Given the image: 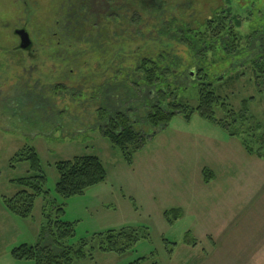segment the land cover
Here are the masks:
<instances>
[{"label": "rangeland", "instance_id": "rangeland-1", "mask_svg": "<svg viewBox=\"0 0 264 264\" xmlns=\"http://www.w3.org/2000/svg\"><path fill=\"white\" fill-rule=\"evenodd\" d=\"M68 2L0 0V264H33L13 259L11 250L38 243L47 200L66 204L62 219L74 224L66 246L78 248L84 241L88 248L98 246L100 235L124 227L149 234L122 254L95 248L93 259L73 264H264V77L256 79L260 74H254L250 62L233 65L223 46L216 45L200 63L221 97L214 105L216 118L225 119L237 135L198 112L190 121L177 114L167 126L155 127L142 111L150 106H137L134 126L152 136L132 166L100 126H90L99 122L98 100L84 103L92 89L121 68L134 67L144 56L157 59L162 48L169 53L164 64L176 74L184 77L192 66L198 68L196 52L172 36L165 35L158 45L162 23L197 29L225 7L244 19L235 24L243 46L255 32L264 36V0H154L166 13L160 22L145 13L152 3L141 8L140 24H122L128 13L120 11V21L116 13L102 15V28H84L76 35L63 27ZM21 28L33 41L29 51L19 48L16 30ZM258 42L264 45V39ZM108 59H115L110 66ZM119 76L131 78L132 73L123 70ZM57 82L67 84L65 94L52 93L50 85ZM172 91V100L187 109L198 107L197 81ZM73 95L84 101H72ZM27 146L37 150L51 194L37 199L31 218H21L5 208L2 198L23 188L15 179L32 174L27 161L15 160ZM81 155L99 156L107 179L83 195L62 198L55 192V163ZM173 209L181 210L178 219L173 213L165 216ZM188 232L192 244L185 242ZM44 243L54 247L49 235Z\"/></svg>", "mask_w": 264, "mask_h": 264}, {"label": "trees", "instance_id": "trees-1", "mask_svg": "<svg viewBox=\"0 0 264 264\" xmlns=\"http://www.w3.org/2000/svg\"><path fill=\"white\" fill-rule=\"evenodd\" d=\"M153 1L71 0L68 2L67 18L63 22V27L68 34L72 35H76L78 32L82 33L83 29L88 27L102 28L100 20L109 15L114 16L113 13L118 14L114 18L120 21L122 18L119 17L120 11L128 13V16L123 15L122 24H140L142 22L141 8H144L145 5L152 7ZM153 6V9L145 11V13L149 12L159 22L162 18L164 20L166 16L164 10L161 7L157 8L155 3ZM102 15L106 16L102 18ZM243 20V17L233 16L231 11L221 7L217 13L208 17L203 25L198 26L197 29H191L187 25L172 27L170 22L162 23L157 40L160 42L165 35L172 36L171 40H176V42L196 52L199 64L203 61L206 62L205 59L213 47L221 45L225 54L232 60L233 65L250 62L254 74H260V76L257 74L255 76L259 80L264 77V45L260 44L258 40L264 39V36L261 37L255 32L254 35L248 36L247 45L243 46L242 36H239L235 25L242 23ZM160 44L161 42L158 45ZM164 45L166 46V44L162 46ZM251 45L255 49L250 50ZM162 49L157 59L144 56L137 61L134 67H130V69L121 68L116 72L114 78H107L101 87L97 86V89H92V95L84 102L86 105H91L92 100H98L96 105H99L97 109L99 122L90 126H100L102 134L121 150L129 166L133 165L135 154L144 147L147 140L152 136L143 134L134 126L138 117L134 114L139 112V110L135 111L137 106H140L141 109L143 105L150 106L147 111L143 109L142 111H144L143 115L146 112L145 121L155 127L167 126L177 114H183L186 120L190 121L193 114L198 112L204 119L221 126L229 135L238 134V131L233 130L225 119H217L215 116L214 105L220 101L221 97L216 94L213 83L209 81L205 67H201V64L198 68L192 66L190 70L184 72V77H182L183 72L179 71L180 73L176 74L168 63L164 64L167 62L169 53L164 48ZM246 53L248 57L240 59ZM238 56L241 57L238 58ZM175 59H177L176 55ZM114 60L108 59V66ZM173 60L172 57L171 61ZM242 60L244 61L241 62ZM120 64L122 63L117 64L119 68L123 66ZM123 70L132 73L131 78H120L119 75ZM133 77L134 79H132ZM215 77L218 80L222 78H219L218 75ZM191 81L199 83L200 95L198 107L192 110L171 99L174 88L188 85ZM50 86L53 94H65L68 91L67 84L62 82ZM71 98L72 101H84L79 95H73ZM53 103L55 104L54 101ZM243 144L249 152L253 151L246 140L243 141ZM260 151L257 152L260 154ZM15 160L27 161L32 174L15 179L23 188L12 197L4 196L2 201L10 213L21 218H31L37 199L43 196L47 200L51 194V190L45 188L48 178L34 147H25L16 154ZM12 166L14 165L12 164ZM55 166L59 175L55 192L65 199L83 195L87 189L107 179L106 167L97 155L75 156L73 159L58 161ZM204 172L206 173V171ZM65 205L63 202L57 204L54 200H47L43 207L46 222L41 227L38 243L35 245L24 243L13 248L11 257L17 261H32L33 264H73L75 260L93 258L92 252L95 248L103 252L122 254L132 249L140 239L149 238L146 231L134 227H124L118 230H109L100 235L98 238L101 241L98 246L91 245L88 248L87 241L82 242L78 248L72 245L66 246L64 240L74 235V224L62 219L66 215ZM170 213L174 214V219H178L182 215L180 209H173L171 212L166 211L165 216L168 217ZM46 235L51 236L55 249L53 246L44 243ZM185 242L193 243L190 240L189 232L185 235Z\"/></svg>", "mask_w": 264, "mask_h": 264}, {"label": "water", "instance_id": "water-1", "mask_svg": "<svg viewBox=\"0 0 264 264\" xmlns=\"http://www.w3.org/2000/svg\"><path fill=\"white\" fill-rule=\"evenodd\" d=\"M16 34L21 39V44H20L21 48L26 49L27 47L30 46L31 38H30V35L26 29H18V30H16Z\"/></svg>", "mask_w": 264, "mask_h": 264}, {"label": "flooded vegetation", "instance_id": "flooded-vegetation-1", "mask_svg": "<svg viewBox=\"0 0 264 264\" xmlns=\"http://www.w3.org/2000/svg\"><path fill=\"white\" fill-rule=\"evenodd\" d=\"M117 13H118V12H117ZM103 17H104V16H102V18H103ZM21 29H23V28H21ZM19 40H20V44H21V39H20V37H19ZM32 47H33V41H32V39H31V44H30V46L27 47L26 49L21 48L20 45H19V48H21L22 50H25V51H29V50H31Z\"/></svg>", "mask_w": 264, "mask_h": 264}, {"label": "crops", "instance_id": "crops-1", "mask_svg": "<svg viewBox=\"0 0 264 264\" xmlns=\"http://www.w3.org/2000/svg\"><path fill=\"white\" fill-rule=\"evenodd\" d=\"M6 208V207H5ZM93 259V258H92Z\"/></svg>", "mask_w": 264, "mask_h": 264}]
</instances>
